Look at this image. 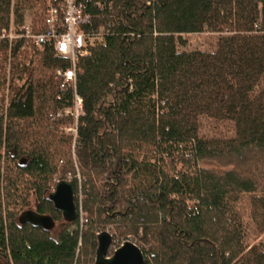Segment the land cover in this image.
Returning <instances> with one entry per match:
<instances>
[{"label":"trees","instance_id":"16d2710c","mask_svg":"<svg viewBox=\"0 0 264 264\" xmlns=\"http://www.w3.org/2000/svg\"><path fill=\"white\" fill-rule=\"evenodd\" d=\"M100 1L77 121L56 115L73 103L56 75L67 61L0 38V263L93 264L108 230L107 255L130 240L145 264H264V0ZM46 9L0 0V35L26 17L43 31ZM200 32L209 49L182 48ZM61 180L70 220L48 198ZM31 193L56 231L20 217Z\"/></svg>","mask_w":264,"mask_h":264},{"label":"built area","instance_id":"2783aa9c","mask_svg":"<svg viewBox=\"0 0 264 264\" xmlns=\"http://www.w3.org/2000/svg\"><path fill=\"white\" fill-rule=\"evenodd\" d=\"M88 3L96 7L103 5L100 0H47L43 31L33 32L30 20L25 19L17 25L16 31L14 24L10 23L9 28L2 30L0 35V38H7L9 44L14 39L26 38L40 48L46 44L52 45L55 54L67 61L68 67L56 69V75L61 89L72 90L73 103L72 106L57 111L56 115L68 114L75 121L83 111L82 98L76 91L77 65L88 54L90 41L101 33V29L86 32L83 28L92 19ZM66 130L75 132L74 128Z\"/></svg>","mask_w":264,"mask_h":264},{"label":"water","instance_id":"95a60500","mask_svg":"<svg viewBox=\"0 0 264 264\" xmlns=\"http://www.w3.org/2000/svg\"><path fill=\"white\" fill-rule=\"evenodd\" d=\"M55 209L59 210L65 220L75 217L74 190L69 181H58L48 195ZM23 211L20 215L24 220ZM29 212V211H28ZM38 220H26L32 224L43 225L45 228L53 223L51 218L34 212ZM97 247L93 264H145V256L140 248L130 240H125L111 255H107L108 247L111 244V235L104 231L98 235Z\"/></svg>","mask_w":264,"mask_h":264},{"label":"rangeland","instance_id":"374dc122","mask_svg":"<svg viewBox=\"0 0 264 264\" xmlns=\"http://www.w3.org/2000/svg\"><path fill=\"white\" fill-rule=\"evenodd\" d=\"M26 15L27 16H30L29 15V12H26ZM29 18L26 17V21H28ZM18 24H14L13 25V28L14 30L16 31L18 29ZM185 39H186V44L182 47L183 49L185 50H195V49H199V50H207L211 47V43L212 41H214L215 39V35L210 33V32H200V33H190V34H186L184 35ZM25 49V48H24ZM26 49L29 51V47L27 46ZM30 56H27L26 58L24 57V55H21L18 60L19 61H28V58ZM7 66H6V70H9V61H7ZM8 81L9 79L7 78V85L5 86V89L1 90L0 91V97L2 95H4V101H0V104L3 105V106H6L7 104V100L9 99L8 98V91H9V88H8ZM14 84H20L19 82H15ZM209 129V128H207ZM206 129V131H207ZM67 131V130H66ZM70 177V176H69ZM77 177L79 178V175L77 174ZM53 190V188L51 189V191ZM78 197L79 199H81V194L78 193ZM36 204H37V199H36V196L35 194L31 193V195L29 196L28 198V205L27 207L25 208V211H34L35 208H36ZM81 209V207H80ZM80 216L81 218L84 219V216H85V213L81 210H80ZM59 222H53L50 226H49V230H51V232H54L58 229V226H59ZM108 231V230H106ZM262 239H264V235L261 236ZM260 238V237H259ZM116 241V239H115ZM0 264H4L3 262H1Z\"/></svg>","mask_w":264,"mask_h":264},{"label":"flooded vegetation","instance_id":"af4514ba","mask_svg":"<svg viewBox=\"0 0 264 264\" xmlns=\"http://www.w3.org/2000/svg\"><path fill=\"white\" fill-rule=\"evenodd\" d=\"M34 212H35V211L26 212V213H24L23 216L25 217L26 220H31V219H33L34 221H36V220H38V218L34 215Z\"/></svg>","mask_w":264,"mask_h":264}]
</instances>
